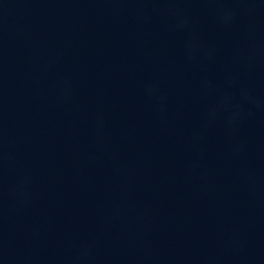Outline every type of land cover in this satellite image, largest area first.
<instances>
[{"label": "water", "instance_id": "1", "mask_svg": "<svg viewBox=\"0 0 264 264\" xmlns=\"http://www.w3.org/2000/svg\"><path fill=\"white\" fill-rule=\"evenodd\" d=\"M0 264H264V0H0Z\"/></svg>", "mask_w": 264, "mask_h": 264}]
</instances>
